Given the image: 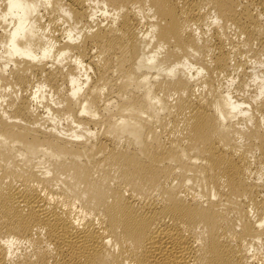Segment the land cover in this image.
I'll list each match as a JSON object with an SVG mask.
<instances>
[{"label": "bare ground", "instance_id": "obj_1", "mask_svg": "<svg viewBox=\"0 0 264 264\" xmlns=\"http://www.w3.org/2000/svg\"><path fill=\"white\" fill-rule=\"evenodd\" d=\"M0 264H264V0H0Z\"/></svg>", "mask_w": 264, "mask_h": 264}]
</instances>
